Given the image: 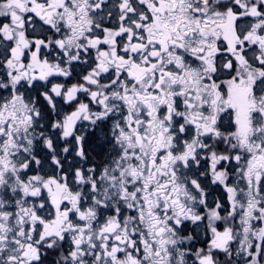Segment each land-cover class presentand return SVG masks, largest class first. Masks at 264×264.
Masks as SVG:
<instances>
[{
  "label": "snow or ice",
  "instance_id": "snow-or-ice-1",
  "mask_svg": "<svg viewBox=\"0 0 264 264\" xmlns=\"http://www.w3.org/2000/svg\"><path fill=\"white\" fill-rule=\"evenodd\" d=\"M0 264H264V0H0Z\"/></svg>",
  "mask_w": 264,
  "mask_h": 264
},
{
  "label": "flooded vegetation",
  "instance_id": "flooded-vegetation-1",
  "mask_svg": "<svg viewBox=\"0 0 264 264\" xmlns=\"http://www.w3.org/2000/svg\"><path fill=\"white\" fill-rule=\"evenodd\" d=\"M217 195H219V193H216Z\"/></svg>",
  "mask_w": 264,
  "mask_h": 264
}]
</instances>
